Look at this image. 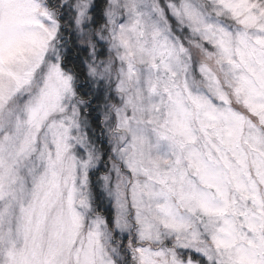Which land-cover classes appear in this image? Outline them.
Wrapping results in <instances>:
<instances>
[{
    "label": "snow or ice",
    "instance_id": "1",
    "mask_svg": "<svg viewBox=\"0 0 264 264\" xmlns=\"http://www.w3.org/2000/svg\"><path fill=\"white\" fill-rule=\"evenodd\" d=\"M0 264H264V0H0Z\"/></svg>",
    "mask_w": 264,
    "mask_h": 264
}]
</instances>
